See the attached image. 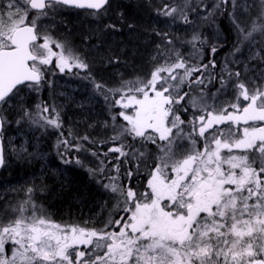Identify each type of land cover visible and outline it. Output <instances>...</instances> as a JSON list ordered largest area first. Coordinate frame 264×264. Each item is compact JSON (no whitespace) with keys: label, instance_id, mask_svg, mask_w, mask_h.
I'll return each instance as SVG.
<instances>
[{"label":"snow or ice","instance_id":"snow-or-ice-1","mask_svg":"<svg viewBox=\"0 0 264 264\" xmlns=\"http://www.w3.org/2000/svg\"><path fill=\"white\" fill-rule=\"evenodd\" d=\"M65 9L125 19L114 0H0V168L9 151L43 159L15 146L9 125L52 130L62 163L85 168L112 204L102 227L61 224L35 199L43 185L24 188L23 199L0 207V264H264V0L164 3L149 70L118 74L115 84L97 78L94 64H119V56L100 54L90 36L84 51L52 34ZM223 20L234 44L218 67ZM107 30L119 28L103 24L96 34ZM56 70L87 80L91 99H103L102 139L65 135L62 104L27 105L29 94L52 88ZM141 179L142 188L133 184Z\"/></svg>","mask_w":264,"mask_h":264},{"label":"trees","instance_id":"trees-1","mask_svg":"<svg viewBox=\"0 0 264 264\" xmlns=\"http://www.w3.org/2000/svg\"><path fill=\"white\" fill-rule=\"evenodd\" d=\"M172 2L173 0H114V5H120V11L125 14L124 21H120L114 13L105 16L103 21L99 22L88 16L87 11L64 10L55 19L56 26L52 29V34L60 40L70 39L73 45L84 51H88L87 46L83 43L84 37L90 36L91 39L88 43L99 45L100 54L119 56L121 58L119 64L103 65L99 63L98 57L94 64V74L97 78L103 75L109 84H115L121 78L118 74L131 77L134 72L144 74L149 70L151 56L148 54L150 51L154 52L155 42L159 40L152 32L155 25L152 24L151 20L155 18L156 8L164 3ZM107 23H115L119 30H107L101 39V36L98 37L94 34L93 29H95L94 27H102L103 24ZM128 24H132L133 27L129 28ZM227 25L228 22L223 20L221 39L224 40V45L215 56L218 67L223 64L226 57H229L234 44L233 34L225 30ZM205 31L208 34L214 30L205 29ZM109 37H113L114 41L110 40ZM121 49H124V53L120 51ZM95 50L97 52L96 48L91 49L92 56H97ZM132 50L138 54L136 57H131ZM92 56L89 58L91 59ZM208 58L206 54L204 61L207 62ZM73 71L79 70L74 69ZM70 75L73 74H60L56 70L55 75L48 77L53 81L52 88L45 87L39 94H29L25 97L26 103L34 109L35 105L42 101L49 104L53 101L63 102L62 118L65 135L71 128L78 135L87 134L102 139L107 134V130L102 128L101 124L105 119H109V112L104 101L100 97L91 99V102L82 99L81 92L88 91L89 95L87 96L89 97L87 98L93 97L92 87L87 80L83 79H81L78 89L75 88L77 80L76 82L72 81V83L61 81L65 76ZM60 88L65 89L66 95L72 96L73 94V99L58 97L56 94L62 90ZM72 89L77 90L73 91ZM80 104H83V107H80ZM11 115L14 116V113ZM89 124L95 126L90 128L88 127ZM24 126L26 128L17 130L14 129L16 126L9 125L5 136L11 138L12 143L17 147L26 144L30 151L38 150L43 154V159L29 161L20 159L16 155L10 157L9 153L7 154V165L0 173V196L4 197V199H0V207L4 205L5 200L15 204L17 200L23 199L24 188L32 184L43 185L44 191H38L35 199L39 205L43 206L44 211L50 215L52 220L61 224L75 223L81 225H84L85 221H90L84 226L89 228L102 227L112 204V201L108 200L109 193L90 177L85 168L74 163L67 165L62 163L55 148L58 135L55 131L49 130L47 133H42L33 130L27 124ZM37 137L39 140L36 139ZM104 147L106 149L107 145ZM74 154L79 155L90 167L96 166L97 162L88 153ZM133 184L142 188L143 180H134ZM105 201H108V207L102 211L101 206Z\"/></svg>","mask_w":264,"mask_h":264},{"label":"rangeland","instance_id":"rangeland-1","mask_svg":"<svg viewBox=\"0 0 264 264\" xmlns=\"http://www.w3.org/2000/svg\"><path fill=\"white\" fill-rule=\"evenodd\" d=\"M156 20H157V17L155 16V18L153 19L152 18V20H151V22H152V24L153 25H155V27H160L161 25H158L157 23H156ZM95 29H93V31L95 32L94 34L97 36V34H96V27H94ZM182 35H183V33H181ZM107 37V36H106ZM105 37V38H106ZM110 38V40H113L114 41V38L113 37H109ZM101 39H102V36H101ZM105 41V40H104ZM103 46H104V43H103ZM112 46V45H111ZM111 48V47H110ZM124 49H121L120 51H123ZM181 51L183 52V53H185V54H187L190 50L185 46V47H182L181 48ZM95 52H96V50H95ZM97 53V52H96ZM123 53H124V51H123ZM153 52L152 51H150L149 52V56H151V54H152ZM131 57H136V55H138V54H136V51H134V50H132V52H131ZM247 55H248V53H247V51L245 50V51H243V52H241V53H238L237 54V57L241 60V62L243 63V61L245 60V58L247 57ZM231 57H229V59H230ZM126 76V75H125ZM124 76V77H125ZM62 80H64L65 81V83H72V81H75L76 82V80H77V82H76V86H75V88H79V85L81 84V79L80 78H77V76H75V75H70V76H65L63 79H61V81ZM60 89H62V90H60L59 92H57V94L56 95H58V97H63V98H66L67 97V99H69V100H71V99H73L72 98V96H73V94H72V96L71 95H66V91H65V89L64 88H60ZM77 89H72L73 91L74 90H77ZM61 93H63V95H60ZM82 95H83V98L82 99H84V100H87L88 102L91 100V98H87V97H89V96H87V95H89V93H88V91L87 92H84V93H82L81 92V97H82ZM58 97H56V98H58ZM74 97V96H73ZM56 103L57 104H62L63 105V102H59V101H56ZM87 104V103H86ZM89 104V103H88ZM11 125H14V126H16L14 123L13 124H11ZM25 125V124H24ZM23 128H26V126H24L23 127V125L20 127V128H17V126H16V128H14V129H17V130H20V129H23ZM9 155H10V157H13L14 155L9 151Z\"/></svg>","mask_w":264,"mask_h":264},{"label":"flooded vegetation","instance_id":"flooded-vegetation-1","mask_svg":"<svg viewBox=\"0 0 264 264\" xmlns=\"http://www.w3.org/2000/svg\"><path fill=\"white\" fill-rule=\"evenodd\" d=\"M65 10H71V11H85V10H80V9H65ZM88 12V11H87Z\"/></svg>","mask_w":264,"mask_h":264},{"label":"water","instance_id":"water-1","mask_svg":"<svg viewBox=\"0 0 264 264\" xmlns=\"http://www.w3.org/2000/svg\"><path fill=\"white\" fill-rule=\"evenodd\" d=\"M80 10H81V9H80ZM87 11H89V10H87ZM2 169H3V168H0V173H1Z\"/></svg>","mask_w":264,"mask_h":264}]
</instances>
